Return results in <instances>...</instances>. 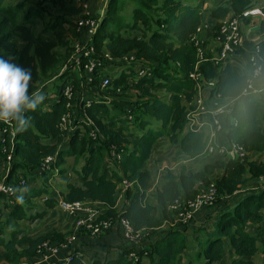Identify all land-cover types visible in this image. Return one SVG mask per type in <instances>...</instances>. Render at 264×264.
<instances>
[{
  "label": "trees",
  "instance_id": "1",
  "mask_svg": "<svg viewBox=\"0 0 264 264\" xmlns=\"http://www.w3.org/2000/svg\"><path fill=\"white\" fill-rule=\"evenodd\" d=\"M52 2L61 11L69 6L68 17L62 14L55 16L49 33L51 38L44 40L40 34H31L28 26L31 10L17 21L20 6L5 8L3 0H0V57L31 70L29 95L35 91L41 75H47L49 71L62 66V60L55 55L54 50L59 45H67L64 38L68 30L74 33L75 21L72 17L77 16L79 10L71 6L73 0ZM147 2L152 4L155 0ZM118 3V0H109L105 13L99 18L93 38L95 58L100 59L104 67L108 62L99 57L101 54L108 52L113 60H119L132 53L135 62L123 66L114 62L112 65L122 69L118 75H114L111 86L105 89L99 87L101 69L96 70L97 75L91 86L97 88V95L88 105L79 99L81 93L87 92L90 86L85 81L84 71L76 69L75 72L72 67L63 70L57 79L59 84L47 88L42 93L45 97L43 102L34 111L25 113L31 118L26 130L18 131L15 125L14 151L9 166L3 153L4 143L0 141V166L6 167L5 178L0 176V182L4 181L15 191L12 197L0 193V264H21L23 258L31 262L42 243L60 247L67 242L70 234L64 235L62 232L52 231L30 239L23 237L22 229H7L17 225L19 220L31 222L46 214L44 211L27 210L19 199L22 197L34 201L49 194L44 186L46 176L53 166L62 167L66 159H74L77 163L82 158V161L78 169H68L76 173L78 184L67 185L66 191L61 193L65 201L101 204L100 218L117 220L121 212L115 208L117 188L121 181L126 180L129 187L123 194L122 216L128 220L134 232H140L143 237L139 243L142 249L137 260L129 258L135 250H125L113 259H94L91 264H143L140 260L142 256H146L151 264H180L178 257L188 247L185 231L189 222L165 234L156 235V230L163 223L174 220L177 214L169 207L176 201L186 204L192 200L197 195L200 180L214 183L218 193L216 202L219 203L223 198L234 196L236 191L258 177L264 178V162L229 160L223 163L218 160L213 165H206L200 172L181 173L178 176L165 174L161 189L151 196L157 206L150 203L146 192L151 176L145 166L157 140L165 137L173 141L177 134L185 131L187 115L194 109L193 102L197 94L189 74L196 72L205 82L213 81L215 91L223 98L236 99L229 114L236 121V126H229L225 119L224 125L227 123L229 128L223 138L240 145L247 153L264 151V133L259 131L258 116L264 104V83L255 85L257 96H241L248 78L238 76L229 63L217 65L214 56L217 52L199 59L198 50L190 43V39L207 31L196 32L199 27L208 26L202 23V1L162 0V4L156 7L162 16L157 18L134 7L130 22L120 20ZM250 7L249 0H231L227 5L216 6L209 12V21L228 16L237 17L240 21ZM212 28L215 29L216 24ZM260 30L264 32V19ZM77 38H80L79 34ZM258 53L264 65V41L259 45ZM134 65L142 66L146 74L135 77ZM66 83L73 86L72 103L75 107L72 112L76 111L77 114L70 113L75 117L71 125L80 118L84 121L88 119L89 126L81 122L70 131L60 129L59 121L69 111L66 99L62 96ZM128 89L136 95L135 102L109 100L120 93L124 94ZM160 93L162 97H159ZM77 104L85 110L84 116L80 108L76 107ZM128 116H131V120H128ZM3 125L0 122V137ZM87 127L89 132L94 131L97 140L86 136ZM110 147H115L121 153L120 160L114 161L112 166L105 159ZM203 148V132L187 130L181 140L182 152L189 158H197L202 155ZM53 155H56V160L50 171L40 172L42 161ZM218 169L222 173L212 176V172ZM63 171L70 173L66 169ZM19 174L26 180L24 189L18 186ZM40 179L42 186H30L39 183ZM47 200V208H54L55 198L49 194ZM158 210L160 218L155 215ZM263 210L264 185L256 191L245 193L231 207L218 212L212 220L213 228L202 231L204 239L196 240L199 264H219L224 256L225 240L233 254L228 264H261L256 261L258 254L262 255L264 262ZM77 233L89 236L86 230ZM69 257L68 264H82L81 250L73 249Z\"/></svg>",
  "mask_w": 264,
  "mask_h": 264
},
{
  "label": "built area",
  "instance_id": "2",
  "mask_svg": "<svg viewBox=\"0 0 264 264\" xmlns=\"http://www.w3.org/2000/svg\"><path fill=\"white\" fill-rule=\"evenodd\" d=\"M86 1L87 0H76L78 4L81 2L84 7L86 6ZM99 18L93 17L89 12L84 11L82 16L75 20L76 32L79 34L80 38H78V40L74 43L72 54L70 55L68 62L73 69H82L84 71L85 81L87 84L90 83V85L94 83L96 78L95 76L97 75L96 70L101 69L99 73V87L101 89H105L111 86L114 78V75L109 76L108 74V70L112 68V64H114V62L120 63L123 66L132 64L135 61L134 56L131 55L125 56L119 60H113L110 54L106 52L99 56L108 62L107 66L102 67V61L95 58L96 50L93 45V38L98 28ZM204 29H211L218 43V55L215 58V63L217 65L229 63L232 55L240 49L241 30L239 19L234 16H228L219 20L215 29L212 27L209 28L207 25H203L201 28L199 27L196 32L200 33ZM190 43L196 46L199 54L198 57L201 59L203 56L199 52L200 48L199 43L196 40V36H193L190 39ZM258 50L259 47L256 48V53L250 54V77L247 79L246 87L243 89L241 96L250 94L254 96L258 95V90L255 87L257 84H255V81L260 79L264 73V65L262 64V59L259 56ZM134 68L135 77L146 74V71L142 68V66L134 65ZM257 69H261V71L257 73ZM115 75H118V73ZM189 78L195 83L197 91L193 102L194 109L187 115V124L189 129L203 132L204 126L208 125L211 128L209 138L213 140L216 136L223 135L225 119L228 120L229 126H236V121L229 116L232 106L231 100L223 98L221 94L215 91V83L213 81L205 82L202 76L196 72L190 73ZM129 82L132 81L129 80ZM62 96L66 99V108L69 109V111L61 117L59 127L62 130H70L72 121L75 119V117L72 118L70 113H74V115L77 116L76 111L72 112L75 104L72 103L74 93L73 86L70 83L65 84L62 89ZM79 99L82 100V98ZM89 103L90 102L86 100V105ZM79 108L84 116L85 110L81 108L80 105ZM128 120H131V116H128ZM85 123L88 126L90 125V121L88 119ZM3 124L1 137L7 136L8 138L0 137V141L4 143L3 153L6 157L5 162L9 166L11 164L12 154L14 151V138L16 136L15 124ZM90 138L97 140L96 134L92 130L90 131ZM215 153L222 157H229L230 160H236L242 163L247 161L248 158V153L238 144L229 143L228 146H224L223 144H215L213 141L211 143L207 142L203 148L202 155H211ZM120 158L121 153L117 152L115 147H110V151L105 159L106 163L112 166L113 162H118ZM55 160L56 155L45 158L40 164V172L48 173ZM17 182L21 189H24L27 186L26 180L21 174L18 175ZM200 184L201 183L199 182L197 195L192 200H189L186 204H181L179 201H176L169 207L177 213L174 217L175 222L180 224L188 223L197 212L203 209H211L215 207V201L217 200L218 193L214 183L210 182L208 184ZM122 185L125 189L129 187V183L126 180L122 181ZM0 193L12 197L14 196L15 191L12 186L7 185L4 181H2L0 182ZM55 200L57 206L56 208L72 220V231L65 244H62L60 247L54 245V248H52V250L48 253H45L43 258L38 260L36 264H68L70 261V253L62 258H56L55 255L59 250L66 249L69 245H71L78 235L77 232L82 230L88 231L89 236L95 237L103 235L109 230L111 231L117 229L120 231L124 240L138 244L143 238L141 237L140 232H134L128 220L122 216L124 213L123 211L119 213L117 220L101 219L102 210L94 207L89 201L67 202L62 197L55 198ZM47 245L51 244H48L47 242L42 243V245L39 246L37 253L44 250ZM130 257H132L133 260H137L139 256L136 253H131Z\"/></svg>",
  "mask_w": 264,
  "mask_h": 264
},
{
  "label": "crops",
  "instance_id": "3",
  "mask_svg": "<svg viewBox=\"0 0 264 264\" xmlns=\"http://www.w3.org/2000/svg\"><path fill=\"white\" fill-rule=\"evenodd\" d=\"M208 1L210 2L209 4L211 7L206 8V0H205L204 10L202 13L203 16L202 23L208 24V27L211 28L215 24L217 25L219 23V20L209 21V12H211L216 6L227 5L231 0H213V1L208 0ZM101 2H103V0H92V4L90 6V13L93 16L98 14L97 12L99 9L97 7L98 4ZM249 2L251 4L250 9L246 10L243 13L242 18L239 21L240 30H241L240 49L232 55L231 60L229 61V64L231 65L233 71L238 76L246 77V78L250 77V67H249L250 54L256 53V48L259 47V45L264 41V32L260 30L261 21L264 19V14L262 13V10L264 9V0H249ZM196 40L199 43V48H200L199 52L202 54V56L217 52L216 55H214L215 58L217 57L218 43L211 29L197 35ZM263 83H264V73L262 74V77L260 79L255 81V84L258 85ZM87 92L88 94H91V97L89 98V100L91 101L97 95V88L91 87L90 85L87 87ZM229 100H231V104L233 105L236 99H229ZM258 116L260 121L259 131L261 133H264V104L261 105ZM129 126L132 127L133 124H129ZM228 128L229 127L226 123L224 125L223 134H225ZM187 130H190L188 124L185 128V131L177 134L173 141L164 137L157 140L154 147L152 148L151 155L146 163L145 169L150 173L151 176L146 194L147 196H149V201L153 206H157V205L153 203L151 196H153V194L157 190L161 189V185L163 181L162 177L165 174L170 173L173 176H178L181 173L189 174V173L200 172L203 170V168L206 165H210V164L213 165L218 160L222 161L223 163H226L230 160L229 157H222L216 153L211 155H200L197 158H189L188 156H186L181 149V140ZM210 132H211V128L208 125L204 126L203 128L204 147L207 144V142L211 143L212 141L215 144H223L224 146L229 145L230 143L229 140L224 139L223 135L216 136L213 140L209 138ZM247 160L253 161L255 163L264 162V151L258 153H248ZM212 173H213L212 176H215L217 174H221L222 172L218 169V170H214ZM70 184L77 185L78 180H76V182H70ZM262 185H264V178L260 176L256 180L248 183L246 187L236 191L234 193V196L228 199L223 198L219 204H226L225 208L228 209L233 205V203L236 200L241 198V196H243L245 193L250 191H256ZM126 189L122 185V181H121V183L118 184L117 193H116L115 208L117 209L118 212L123 210V206H122L123 194ZM47 199L48 197L46 194L42 195L39 198V200L42 203H46V201H48ZM92 204L94 207L98 209H102L101 204H97V203H92ZM49 210L50 208L48 209L47 207H45L42 208V210H35V211H39V212L44 211L46 213ZM217 211H220V208H218L217 206L211 209H203L197 212L192 218V220L188 223L189 226L187 231H185L186 232L185 234L189 233L190 237L187 238L188 241L187 249L184 252H182V254L178 257V262H180V264H189V262L192 264H199V262L197 261L196 253L194 256L192 255L190 256V253L192 251L194 250L196 251L193 241H196L198 238L204 239L203 233L196 234L198 228L203 223L206 222L207 216H211L214 218ZM262 214L264 216V210L262 211ZM156 216L160 218L159 210L157 211ZM56 225L59 226L58 232H62L64 235H68L72 231V220L68 218L65 214L63 217L58 218ZM180 225H181L180 223L175 222V219L171 220L169 223H163V225L156 230L157 232L156 235L165 234L171 229L178 228V226ZM261 226H264V221L261 224ZM119 232L120 231H111L110 233L95 237L80 233L77 235V237L75 238V240L72 242L71 245H69L66 249L59 250L58 253L55 255V257L62 258L65 255L69 254L73 249H79L82 252V264H91L92 260L94 259H100V260L113 259L118 254H120L125 250H129V251L135 250L134 252H132V254L134 253L139 254L142 247L141 246L139 247L138 243H133L124 240ZM226 246H228V244H225L224 246V256L219 264H223V263L228 264L230 259L233 257L230 247L226 248ZM226 250H228L227 251L228 256L225 259V255H227ZM36 257L34 258V260L36 259ZM129 258L132 259L130 255ZM140 260L143 264H151L150 260L146 256L140 257ZM256 261L261 264L264 263L261 254H258Z\"/></svg>",
  "mask_w": 264,
  "mask_h": 264
},
{
  "label": "rangeland",
  "instance_id": "4",
  "mask_svg": "<svg viewBox=\"0 0 264 264\" xmlns=\"http://www.w3.org/2000/svg\"><path fill=\"white\" fill-rule=\"evenodd\" d=\"M108 1L109 0H105L104 2L103 0V2L98 4V7H97L99 9V10L97 9L98 14L94 15V17L101 18L103 13H105ZM198 1H202L203 2L202 4L205 3V0H198ZM210 1H213V0H210ZM118 2L119 3H118L117 10H118V14L121 16L120 17L121 21L123 20L125 22L131 21V14H132L131 12L134 7L141 8L142 10L146 11L150 16L154 18L162 16L159 12L156 11V7L162 4V0H155V2H152V4H148L147 0H144V1L142 0H118ZM209 3L210 2L206 0V8L211 7ZM91 4H92V0H87L85 3L86 6L84 7L81 2L78 4L76 0H73L71 6L75 7L77 10H79V12H78V15L75 17H72V19L75 21L76 19L82 16L84 11H87L90 13ZM3 6L5 8L7 7L15 8L16 6H20L21 9L18 14L17 21L21 20V18L25 16L31 10L29 13V17H28V22H29L28 26L30 28L31 34L33 36H37L38 34H40V36H42L44 40H49L51 38L49 33L54 23V17L61 15V14L63 16L68 17L67 15L69 12V6H66L64 8V11H61L60 8L54 6L52 0H3ZM133 33L136 34V31H133ZM64 40H65V43L67 42L66 43L67 45L65 46L59 45L54 50L55 55L58 56L62 60V66L57 70L49 71L47 75H41V80L39 81L38 84H36L34 88L35 89L34 92L43 93L47 90V88L52 87L55 84H59L60 81H57V79L61 75L62 70H65L71 67L68 60H69L70 55L72 54L73 45L78 40L75 27H74V33L68 30L67 35L64 38ZM19 45H21V43H19ZM0 53H2V51H0ZM131 54L132 53L126 54V55L129 56ZM121 69L122 67L120 68V67H116L115 65H113L112 68L108 70V74L109 76H113L117 74ZM74 70L76 72V69ZM131 91H132L131 89H128L127 92H124V94L120 93V95L115 96L113 99L110 98L109 100L110 101H113V100L120 101L123 103L135 102L137 100L136 95L134 94V92L132 93ZM161 95L163 94L160 93L159 97H162ZM90 97H91V94H88L87 92L81 93L82 102H86V100L90 102L89 100ZM77 108L79 109V104H77ZM84 120L85 119L81 120L80 118H77L74 122V125L79 126V123L85 122ZM74 125L71 126L70 130L73 129ZM92 129L94 130V128ZM86 136L90 137L89 128L86 129ZM99 138L100 137L98 136V139ZM81 159L77 163L74 161V159H66L62 167L58 168L56 166H53L51 172L47 174L46 176L47 179L45 180V183H44V186L47 188L51 196L56 197V198H61L62 197L61 193L64 192L65 189H67V185L70 184V182H76L77 180L76 173L74 171H70V170L68 171V169L69 168H75V169L79 168L81 164ZM64 169H66L67 172H70V174L65 173V171H63ZM5 175H6V167L2 165L0 166V176L5 178ZM199 182L201 183L200 185H203V183L204 184L210 183V182H204L202 180H200ZM36 185L42 186L43 185L42 179H40L39 183L37 184L34 183V184H31L30 186H36ZM197 187H198V184H197ZM49 194H46L47 197L49 196ZM19 201L27 208V210L32 211V212H34L35 210H42V208L47 207L46 203H42L39 199H36L34 201H28L24 198L23 199L20 198ZM219 203L215 201V204L217 205L218 208H220V211L224 210V208L226 207V204H219ZM220 211H217V213ZM63 216L64 214L56 208V203H55V207L47 211L46 214L42 218L33 220L31 222L25 221V220H19L17 221V225L16 224L12 225L10 227H7V229H12V228L22 229L23 237L33 239L38 236H44L45 234L52 232V231L58 232L59 226L56 225L57 220L58 218L63 217ZM216 216L217 215H215L214 217ZM212 220H213V217L207 216L206 222L203 223L198 228V231L199 230L200 231L197 232L196 234H199V233L202 234V231L206 229L210 230L211 228H213L212 223L214 220L213 221ZM189 237H190V234L189 233L186 234V238H189ZM193 242H194V246H197V242L196 241H193ZM224 242H226L225 244H228L227 240H225ZM228 247L229 245L226 246V248ZM52 248H54V245L52 244L47 245V247L44 250H41L40 253H37V257L35 260L30 262L23 258L21 264H36L38 260H41L44 254L48 253L50 250H52ZM227 251L228 250H226V252ZM195 253H196L195 250L192 251L190 253V256L191 255L194 256ZM227 256H228V252H227V255H225V259L227 258Z\"/></svg>",
  "mask_w": 264,
  "mask_h": 264
},
{
  "label": "clouds",
  "instance_id": "5",
  "mask_svg": "<svg viewBox=\"0 0 264 264\" xmlns=\"http://www.w3.org/2000/svg\"><path fill=\"white\" fill-rule=\"evenodd\" d=\"M31 82V70L0 57V122L14 123L18 131L26 130L30 123L25 113L34 111L45 99L42 93L29 95Z\"/></svg>",
  "mask_w": 264,
  "mask_h": 264
}]
</instances>
